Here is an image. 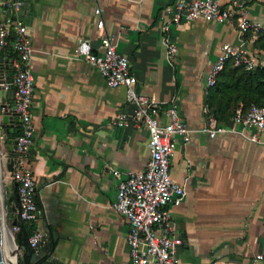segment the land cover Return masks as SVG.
Returning a JSON list of instances; mask_svg holds the SVG:
<instances>
[{"label":"crops","instance_id":"crops-1","mask_svg":"<svg viewBox=\"0 0 264 264\" xmlns=\"http://www.w3.org/2000/svg\"><path fill=\"white\" fill-rule=\"evenodd\" d=\"M176 1L22 0L19 15L33 50L34 139L27 163L41 209L35 225L43 243L37 252L45 258L39 264H128V222L110 205L122 173L142 171L148 160L146 128L117 123L119 114L134 109L125 87L107 86L96 68L73 57L79 40L100 53L101 39L108 37L127 58L135 90L174 100L192 129L209 115L206 76L223 44L242 46L255 66L264 65L255 37L241 35L234 19L184 20L164 32V7ZM217 1L242 5L251 20L264 24V0ZM165 36L176 47L170 60ZM14 59L2 54L0 67ZM13 100V90L0 88V106ZM169 169L185 190L169 206L181 239L178 264H250L259 253L258 264H264V132L250 127L213 138L195 132L187 143L178 137ZM6 180V209L17 217L13 200L8 202L15 186L8 174Z\"/></svg>","mask_w":264,"mask_h":264},{"label":"built area","instance_id":"built-area-1","mask_svg":"<svg viewBox=\"0 0 264 264\" xmlns=\"http://www.w3.org/2000/svg\"><path fill=\"white\" fill-rule=\"evenodd\" d=\"M22 0H0V50L9 43L16 53L11 64L13 74L9 80L0 78V88L13 90L12 104L2 108L4 113L17 116L19 132L15 135L14 155L10 157L13 169L7 172L10 180L15 183V193L19 208L17 216L20 221L35 222L41 214V209L35 196V180L28 167L27 157L33 145L34 125L31 118L32 93L34 76L29 68L33 50L26 34V27L19 15ZM99 9L95 13H99ZM167 22L162 26L167 32L172 25L184 20L203 19L209 22H225L234 19L241 35L251 31L255 37L264 32V24L248 17L242 5H222L217 0H177L172 5L164 7ZM98 20L97 27H102ZM167 58L172 59L176 47L163 38ZM102 52L95 53L87 40H79L74 50V58L86 60L99 72L107 86L125 87L127 102L134 107L131 115L121 113L117 123L126 125L134 122L143 125L148 131V160L142 171H127L117 184L116 196L111 203V209L123 216L128 222L126 243L129 250L128 264H178L177 250L181 245L180 237L175 233L169 206L177 204L183 198L185 190L170 175V160L174 154L176 138L181 137L184 143L191 139L195 132H201L215 137L218 134L242 132L254 127L264 132V105L251 104L242 112L238 107L230 118L229 124H221L212 115H207L205 124L192 129L180 117L174 100L162 102L154 96L140 94L135 90V77L129 70L128 60L116 51L115 45L108 37L101 39ZM232 60L236 66L247 70L253 69L254 62L242 48L223 44L216 61L206 76V86L211 87L216 76L222 70L224 63ZM160 116L165 118L160 121ZM239 127L240 130H237ZM251 140L257 141L256 136ZM4 161L8 156L3 154ZM115 175L119 172L113 171ZM18 231L17 226H12ZM43 243L42 234L35 228L27 239V244L34 252ZM263 259L262 254H256L250 264H258Z\"/></svg>","mask_w":264,"mask_h":264},{"label":"trees","instance_id":"trees-1","mask_svg":"<svg viewBox=\"0 0 264 264\" xmlns=\"http://www.w3.org/2000/svg\"><path fill=\"white\" fill-rule=\"evenodd\" d=\"M252 35L249 31L243 36ZM254 48L264 51V32L260 31L256 34L253 42ZM8 59L16 58V53L9 43L4 49L0 50ZM13 74V68L9 65L6 68L0 67V76L9 80ZM1 78V77H0ZM206 103L209 114L212 115L218 123L227 124L234 115L236 108L240 107L242 112L246 111L251 104L258 106L264 105V65H258L251 70L245 69L243 66H236L232 60L224 63L222 70L216 76L215 83L208 87ZM19 132L17 127L14 136ZM13 152H7L8 157H12ZM16 190L15 187H13ZM6 218L11 222V226H17L19 233L25 238V244L29 235L35 230V222H24L21 224L12 222L19 220L18 216H13V212L9 208L6 209ZM17 240V239H16ZM25 246V245H24ZM23 246V247H24ZM22 247V255L18 259V264H38L29 263L25 256V250Z\"/></svg>","mask_w":264,"mask_h":264},{"label":"water","instance_id":"water-1","mask_svg":"<svg viewBox=\"0 0 264 264\" xmlns=\"http://www.w3.org/2000/svg\"><path fill=\"white\" fill-rule=\"evenodd\" d=\"M2 62V52L0 51V63ZM9 65H5V67H8ZM3 101V99H2ZM5 105L2 104L0 106V112L2 113L0 115V138H2V143H4V148L7 152H13L14 148H15V140H14V133L16 132L15 129H13V125L15 123H19V119L17 116H12L8 113H4L2 111V108H4ZM4 134V136H1V134ZM5 169L7 172L12 171L13 169V162L12 159L10 157L7 158V160L4 163ZM16 184L14 183V186ZM14 202V206L12 207V210H15L19 208V202H18V197L17 194L15 193L14 196H10L8 197V202L12 201ZM19 223L21 224L20 220H14L12 222V224L14 225L15 223ZM4 214H3V203H2V199H1V195H0V264H5V259L6 256H11L10 253L7 252V250L5 249L4 246V242H3V236H2V231H3V227H4ZM16 253H15V261L13 264H18V259L20 256V250L22 249V247L24 246L26 248V256L29 258L30 263H37V261H41L42 259H44V254H42L41 251L38 252H34L33 250H31V248L28 246V244H25V238L17 233L16 234ZM39 264V263H38ZM40 264H50V260L46 261V262H42ZM57 264V263H56Z\"/></svg>","mask_w":264,"mask_h":264},{"label":"rangeland","instance_id":"rangeland-1","mask_svg":"<svg viewBox=\"0 0 264 264\" xmlns=\"http://www.w3.org/2000/svg\"><path fill=\"white\" fill-rule=\"evenodd\" d=\"M5 152H2V140L0 138V195L3 203V214H4V225L7 231L10 232V234L13 235L14 243H16V234L11 226V222L7 220L6 218V200H7V190L10 188V183L6 180V169L4 166V154Z\"/></svg>","mask_w":264,"mask_h":264},{"label":"bare ground","instance_id":"bare-ground-1","mask_svg":"<svg viewBox=\"0 0 264 264\" xmlns=\"http://www.w3.org/2000/svg\"><path fill=\"white\" fill-rule=\"evenodd\" d=\"M2 236H3V242L5 249L7 250L8 253L11 254V256H6L5 259V264H13L15 261V251H16V245L13 240V235L10 234L9 231L6 230L5 226L3 227L2 231Z\"/></svg>","mask_w":264,"mask_h":264}]
</instances>
